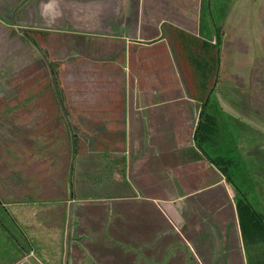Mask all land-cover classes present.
Segmentation results:
<instances>
[{
    "label": "trees",
    "instance_id": "trees-1",
    "mask_svg": "<svg viewBox=\"0 0 264 264\" xmlns=\"http://www.w3.org/2000/svg\"><path fill=\"white\" fill-rule=\"evenodd\" d=\"M148 27L143 23L145 40L121 48L117 47L119 38L72 35L84 44L93 46L104 40L109 46L104 44L97 51L94 47L88 55L77 53L62 62L53 48L56 33L25 30V38L42 53L13 73L10 82L16 94L0 96V176L21 174L23 200L32 202L38 201L37 190L45 183L41 176L50 174L65 175L67 195L75 197L77 165L89 153L94 155L88 158L89 186L105 184L111 193L113 185H121V194L135 189L141 196H166L163 188L167 186L178 194H188L225 178L236 191L244 246L253 250L249 264H264V213L233 179L229 171L233 159L208 148L222 132L221 118L210 110L215 88L226 81L223 27L214 26V38L204 37L178 24L171 15L161 23L158 35L148 32ZM176 67L188 99L199 108L198 119L182 94ZM134 96L133 105L148 107L155 117L160 115L156 111L168 116L159 122L153 119L148 134L138 135L148 144L136 151L129 148L130 122L136 110L128 97L134 100ZM4 203L0 193V208ZM16 227L22 247L29 246L26 253H34L36 247L26 225Z\"/></svg>",
    "mask_w": 264,
    "mask_h": 264
},
{
    "label": "rangeland",
    "instance_id": "rangeland-1",
    "mask_svg": "<svg viewBox=\"0 0 264 264\" xmlns=\"http://www.w3.org/2000/svg\"><path fill=\"white\" fill-rule=\"evenodd\" d=\"M98 1L0 0V96L15 95L16 90L10 82L13 73L41 57L39 48L25 38V30L42 29L56 33L52 37L53 48L58 61L62 62L77 53L88 55L94 47L97 51L104 44L109 46L104 40L93 46L84 44L72 35L122 36L119 38L121 42L117 44L121 48L145 40L143 23H148V32L158 33L162 19H170V15L178 24L191 27L204 37L214 38V26H222V64L226 81L223 86L219 84L215 88L210 110L221 118L222 132L215 145H208V148L212 153H224L233 159L235 163L229 168L233 179L247 193L258 211L264 213V0H107L110 6L105 8L111 12L107 16L93 13L98 10ZM101 56L103 55L99 57ZM172 58L176 66L173 54ZM176 70L181 91L187 97L186 86L177 67ZM133 91L134 94L137 93L135 87ZM188 100L198 119L199 108ZM90 154L88 158L94 156L93 153L92 156ZM87 162V166H90L89 161ZM231 186L222 182L215 196L219 197L218 206L226 205L231 210L239 232L236 191ZM134 191L135 189L126 193L131 195ZM176 195V192L169 189L168 201L155 202L154 220L161 219L159 211L163 209L170 213L172 223L178 225L179 204ZM101 199L102 197L92 198L90 203L104 202ZM136 199L139 198L132 195L116 204L119 205L116 210L121 213L116 218L111 205L92 203L88 210L89 220L85 217L86 208H79L86 202H71V216L66 226L68 242H32L36 247L34 253H26L29 246L24 248L21 242H11L14 240L8 239L0 225V264L14 261L13 264H147L146 258L142 257L145 250L142 252L135 248L136 254L132 246L122 247L125 242H81L82 239L86 240V225L91 230L97 225L102 226L104 222L107 228L110 226L108 230L111 228L118 233L121 240H125L127 231L132 230L131 233L134 232L137 236L145 233L151 217L149 205L137 204ZM188 202L194 200L189 199ZM106 208L109 209L108 212ZM97 210L98 217H94ZM76 213L80 214L78 218ZM235 234L236 232L234 237ZM174 238L172 235H163L164 240H169L165 243H175ZM157 244L158 242L154 244L153 252L156 256L153 264H183L179 259L183 254V242L181 246H173L177 248L172 247L175 255L166 258L164 262L161 258L165 248L159 249ZM243 248L245 255L242 253L240 264H249L253 250L246 248L244 243ZM231 252L236 254L238 249L230 251V254ZM24 254L26 256L22 257ZM148 261H151L150 258ZM189 264H194L193 257H190Z\"/></svg>",
    "mask_w": 264,
    "mask_h": 264
},
{
    "label": "crops",
    "instance_id": "crops-1",
    "mask_svg": "<svg viewBox=\"0 0 264 264\" xmlns=\"http://www.w3.org/2000/svg\"><path fill=\"white\" fill-rule=\"evenodd\" d=\"M99 1L97 4L98 10L93 13H96L99 16H107L111 14V12L107 11L106 9L108 5L110 6V3L107 0ZM88 13L89 12H87V14ZM165 20H169V18L164 17L161 23ZM115 37L122 38V36L112 35H107V37L105 38ZM183 96L185 97L186 95L183 94ZM136 97L137 96H134V100H130V97H128V102L130 104L136 102ZM141 105L142 104L139 103L137 105H133L136 113L133 114L134 119L132 118V122H130L129 148H132L131 150L135 151L140 149L144 150L146 148L148 142H141L138 138V135L143 133L145 135L148 134L147 130L150 126V122H152L153 119L159 122V120L168 118L166 114L167 112L165 113L163 111H156V115H160L159 117H155V112L150 114V112L148 111V107ZM138 113L139 116L136 117V114ZM129 118L131 120V112L129 113ZM142 127H144L145 130L140 132L138 128ZM138 140L139 142H137ZM133 144L135 145V147ZM88 157L89 155L85 154L80 163L77 165V181L75 182V189L77 191H75V197H70L67 195V189L69 188L67 186V177L65 175L61 177L57 176L59 174H50L49 176L52 177H44L42 175L41 180H44L45 183L41 182L40 189L37 190V192L40 194L37 202L23 200V194L25 193V180L21 178L23 177L21 174L12 173L10 175L6 174L0 176V193L2 194V199L5 202L4 207L0 208V225L2 226L5 225V223L7 224L5 226L6 228L2 227V229L6 233L8 239L12 238L14 240H10L11 242H23L22 237L19 234V228L16 227V225L18 226L19 223L26 225V228L28 229V232L30 233V236L32 238V240L30 239V242H68L66 226L67 220L71 216L69 210L71 202H86L85 204H83L82 202L83 205L79 206V208H86L85 217L88 220V210L90 209L92 203L111 205L112 213L116 218L117 215L120 216L121 214L116 210V208H118L119 206H116V204H120L124 202L123 199L134 195L139 198L135 200V203L137 202L138 204L139 202L141 203V205H149V212L151 217L149 225L147 224L145 228V233L137 236L136 233H131L132 230L127 231L125 240H121L118 237V233H115L114 229L111 228L110 230H108L110 226H108L107 228V224L106 222H104L102 226L97 225L91 230L90 227L86 225V240L82 239L81 242H125V246H122L124 248L127 246H132L134 252L136 251L135 248L139 249L142 252H144L145 250V254H142V257L144 259L146 258L147 264H153L154 256H156L153 252L154 244L156 242H158L157 246L160 247L159 249L165 248V251L162 254L161 258V261L163 262L166 261V258L175 255L171 249L177 247L173 246H175V244L176 246H181L180 244L181 242H183L184 249L181 250V253L183 254L179 256V259L183 264H189L190 257H193L194 264H196V262L198 264L242 263V253H244V248L239 219L238 232V228L235 225V220L231 210L227 208L226 205L218 206L217 200L219 199V197L215 196V193L220 188V185H222V182L225 181L226 183H229L225 178L215 184L203 187L188 194L176 193L179 204V208L177 210L179 218L178 225H174L170 220L169 212L167 213L163 209H160L159 211L156 208L161 215V219L159 221L154 220L153 212L155 209V202L168 201L169 189L173 192H176L175 190H172L171 187L167 186L163 188V192L166 194V196L151 194L141 196L137 193H132L131 195L126 193H124L125 195L121 194V185H113V187H111L114 193L109 192V188H107L105 184L104 186H89V183L87 182V174L90 167L87 166V161H89L87 160ZM22 164L24 165V162ZM135 164L136 167L139 166V162H136ZM57 170L58 172L62 170V166L58 167ZM84 172L86 173L84 174ZM99 186H102L103 189L99 190ZM99 197H102L101 200H104V202L96 201L90 203L91 201H93L92 198ZM189 199H193L194 202H188ZM186 203L187 205H183ZM156 206L159 207L158 205ZM108 211L109 209L106 208V212ZM98 213L99 211L97 210L96 213L93 214V216L98 217ZM82 215L84 214H81V216ZM75 216H77L78 218L80 214L76 213ZM183 227L185 228L184 230L182 229ZM115 228L117 229L116 226ZM231 229L232 233L230 234ZM235 232L236 237H234ZM164 234L174 236L175 243L174 241H171V243H165L169 242V240L163 239ZM235 249H238V253L235 254L231 252L230 254V251H233ZM149 250H152V253H149ZM135 253L137 254V252ZM139 254H141V252ZM158 254L161 255L160 252ZM149 258L151 261H148Z\"/></svg>",
    "mask_w": 264,
    "mask_h": 264
}]
</instances>
